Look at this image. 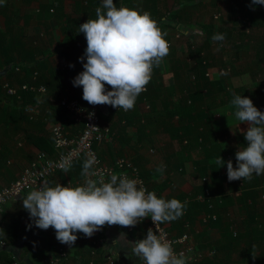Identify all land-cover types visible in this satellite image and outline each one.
Masks as SVG:
<instances>
[{"label": "crops", "instance_id": "0c3cea01", "mask_svg": "<svg viewBox=\"0 0 264 264\" xmlns=\"http://www.w3.org/2000/svg\"><path fill=\"white\" fill-rule=\"evenodd\" d=\"M12 1L10 6L16 10V14L8 12V18L11 19V32L23 37L26 48H31L36 52L40 48L43 50V52L39 50L36 56L44 61L42 72L45 81L49 79V82H46L49 86L47 94L39 97L42 105L39 110L45 108L44 115L51 121L60 122L70 134L78 133L82 130L81 124L74 122L67 113L60 116L59 113L64 110L59 106V99L64 96H75L76 86L72 83L74 77L70 73V65L81 62L79 58L84 55L87 46L84 34L77 33L79 25L91 17V11L86 7L87 1ZM148 2L150 0H126L123 4L142 12L147 11L151 16L154 12L162 20H166V16H170L169 13L174 8L177 9L187 4L193 17V27L188 36H192L200 44H203L201 40L208 38L201 27L202 24L214 23V31L218 33L219 29L222 30V19L220 18L234 22V15L230 12L231 0H155L158 7L157 12L156 9H152L153 6L148 7L150 4ZM99 5L102 6V0H99ZM53 6L55 10H50L51 12L48 13V8ZM261 7V5L255 6L254 12L260 13ZM153 19L155 20V17ZM5 21V17L0 15V28L3 31L6 29ZM44 24L49 26L58 42L57 49L55 48L56 50L52 52L50 41L44 34ZM247 24L248 26L244 25L245 35L250 37L247 29L251 28V23ZM63 28H66L68 33L75 38L69 46L62 44L66 37ZM254 28L259 33L264 32V24L254 25ZM178 36L181 34L175 35L176 38H180ZM255 45H251L252 50L256 49ZM210 47L212 48V45ZM211 51L217 52V49L212 48ZM188 55L186 52L185 58L191 66L193 60ZM215 66V72H218L217 78L212 72V65L208 70L213 80L222 79L226 86L230 79L234 80V76L229 78L224 76L228 71ZM184 69L174 68L170 59L165 57L162 63L153 70L151 80L154 85L151 92L145 96L140 94L133 109L124 111L109 105V112L104 115H110L111 119L103 123L111 127L114 137L96 144L95 147L103 160L108 163H113L120 156L131 158L140 168L141 174L146 177L150 190L165 199L181 200L180 198L184 196L190 200L188 202L184 199V202H195V196L205 195L209 189L211 198L201 202L207 204L208 209L206 206L198 212L195 222L189 229L192 244L199 250H207L208 245L222 240V234L228 228L232 231V227H235L239 234H242L250 231L252 227H264V175L254 174L251 181L230 182L227 179V164L217 168L214 161L219 155L225 161L231 159L233 166H236L235 153L239 147L246 144L243 130H246L248 125L237 121L234 115L235 109L230 102H225L227 99L222 93H213L199 98L193 102V110H191V100H187L189 91L183 90L185 87L183 83L187 80ZM254 70V72L256 70L264 72L259 65L255 66ZM52 71L53 75H55L54 71L60 72V75L54 78ZM188 77L194 78L192 72ZM260 85L264 88V80ZM227 88L228 90L235 89L230 88L229 85ZM146 91L148 92L149 89ZM249 98L255 105L257 100L250 96ZM262 106L261 110L264 111V104ZM121 113L128 114L129 122L125 120L122 123L119 122ZM203 113L206 114L204 120L201 119ZM71 120L73 124L64 126ZM46 124L44 132L50 139H53L50 131L51 123L46 122ZM38 126L40 127V124H37ZM191 127L195 133L201 135L198 140L195 135H192ZM28 134L40 135L41 132L34 125L21 131L0 128V188L14 181L38 152L42 151L29 141ZM182 137H185L183 141L178 139ZM51 142L53 145L52 140ZM160 165L165 168L163 173L157 172ZM70 171H72L71 176ZM77 173L74 168H71L67 173H59L58 176L46 182L52 185L64 184L68 180L77 179L83 182L84 176L78 178ZM26 194L27 192L17 196L0 209V264H11L14 259H17L19 264H49L50 259L55 258L58 251L57 247L60 242L56 239L54 229L50 227L42 230L35 227L28 211L23 208L21 197ZM211 212L218 214L220 223L204 222L205 215ZM165 223L171 232L182 234L180 233V220ZM6 228L11 232L9 238L12 237L14 240L2 239ZM122 232L125 233L120 230H109L107 246L109 249L120 251L125 256L127 254L126 258L129 260L130 255L127 252L130 246L122 237L119 238ZM76 235L78 238L69 247V256L65 264H82V257L87 256L80 248L81 244H85L87 237L83 233ZM246 241L250 242V238ZM83 247L85 249L84 245ZM247 248L248 245L244 238L240 245L231 248L229 253L220 252L218 262L242 264V256ZM97 261L99 264H105L100 256L97 257ZM200 262L202 263L203 260Z\"/></svg>", "mask_w": 264, "mask_h": 264}, {"label": "clouds", "instance_id": "9594fccd", "mask_svg": "<svg viewBox=\"0 0 264 264\" xmlns=\"http://www.w3.org/2000/svg\"><path fill=\"white\" fill-rule=\"evenodd\" d=\"M253 5H264V0H251ZM87 42L84 55L79 59L83 70L73 79L82 87V98L88 104L110 105L128 111L134 108L138 96L146 91L155 67L169 54L166 33L158 27L147 11L117 7L114 0H102L95 9V18H88L78 27ZM213 41H223L224 34L216 33ZM86 58V62H85ZM74 65H70L73 67ZM110 86V90L106 88ZM230 105L240 123H247L243 130L246 144L235 153L236 166L222 156L215 158L217 168L227 164V179L251 181L253 175H264V111L242 94L232 93ZM239 123V124H240ZM94 159H86L81 175L82 184L54 185L44 182L21 197L35 227L54 229L56 239L69 246L77 240L76 233L91 237L105 225L134 227L150 217L157 226L180 218L186 202L176 198L165 199L154 191L138 187L135 179L118 174L107 182L91 179ZM70 165L67 163L64 172ZM163 165L157 172L163 173ZM31 227V225H29ZM129 242L132 252L143 264H187L188 257L177 254L171 243L149 228L144 238ZM253 257H255L253 255Z\"/></svg>", "mask_w": 264, "mask_h": 264}, {"label": "trees", "instance_id": "16d2710c", "mask_svg": "<svg viewBox=\"0 0 264 264\" xmlns=\"http://www.w3.org/2000/svg\"><path fill=\"white\" fill-rule=\"evenodd\" d=\"M87 2V8L91 11V17L95 18V9L97 7H100L99 0H86ZM126 0H114V3L117 7L121 6ZM232 1V13L234 17H238L237 13H241L242 15L240 18H243L244 24L248 26V22L251 23V26L254 25H262L264 24V5H261V12L255 13L254 8L257 5H253L251 0H231ZM12 0H0V15L5 17V31H3L0 28V70L5 68L8 65H12L11 69L7 73L6 76L0 77V128H6V129H16V130H23L26 127H32L33 125L39 129L41 132L40 135L37 134H28L29 141H31L33 144L38 146L41 150L48 151L49 153H55V148H53L52 142L53 139H50L45 134V117L40 116L38 119H31L28 114L25 113L24 108L27 104H34L36 106L41 107V102L39 100V97L43 95H39L37 93H34L32 91H19L17 95H9L6 90L3 87L4 82L9 83L13 86H20L23 83H32L33 77L35 72H38V80L37 83H44L47 87L49 85L46 84V82H49V79L45 81L42 67H43V60H40L37 58L36 54H39L40 52H43V50L40 48L38 52L34 51L33 49L26 48L24 39L22 36L15 35L11 32L10 29V23L11 19H9V13L16 14V10H13L10 5H12ZM148 3H150L148 5ZM146 5L153 6L156 9L157 12V3L155 0H150ZM189 7V6H188ZM187 7V4L182 5L180 8H174L170 16H166V20H162V18L158 17V14H155L153 12L152 19L155 17V21L157 22L158 27L162 30V32L166 33V40L169 43V54L166 56L170 59L172 66L174 68L184 69L186 71L187 80H185V83H183V90L187 89L189 91L187 100H191V110H193V102L199 100V98H203L204 96L211 95L213 93L219 94L222 93L225 95V98L227 99L225 102H230L232 99V93L236 94H242L243 96L252 97L255 96L259 91H261L260 86H258L254 90H247L245 87H237L233 90H228V86L225 85L222 79H215L213 80L209 75V68L211 67V63H209V51L208 48L210 45H212V37L214 34H216L214 23H207L202 24L201 27L204 29V31L207 34L208 38H205L203 41V44H200L199 41L192 38V36H188L189 31L192 29V14L189 11V8ZM55 10V6H53ZM51 8H48V13H50ZM237 15V16H236ZM236 19V18H235ZM239 20L236 19L234 22H238ZM64 34H66V37L63 41V45L69 46L71 44V41L74 42L75 38L68 33L66 28L62 29ZM218 30V33L224 34L225 38L228 36V31L226 30ZM230 31V29H229ZM44 34L47 36L48 40L50 41V50L51 52L56 50L58 42L55 40L53 33L51 32L49 26L47 24H44ZM177 33H180L181 36H178L180 38H176L175 35ZM246 32L244 33V35ZM222 41H215V45H221ZM198 43V44H197ZM197 44V45H195ZM73 45V44H72ZM56 48V49H55ZM255 56L257 61L264 62V44H256L255 45ZM186 52L189 54V58L193 60L190 63L186 60L185 54ZM76 60V59H75ZM86 62V61H85ZM83 70V63L77 62L74 64V67H71L70 73L73 77H75L79 72ZM190 72H192L194 78H189ZM55 75H52L54 78L58 77L60 75V72L54 71ZM154 85V82L150 80L148 83L147 89L149 91L142 92L141 95H149V93L152 90V87ZM106 88L109 90V86L106 85ZM204 90H206L204 92ZM83 90L82 87H76L75 88V97L79 99L83 104L87 103L82 98ZM224 102V100H223ZM263 104L260 102H256L255 106L261 110ZM45 109V108H44ZM41 110L42 114H45V110ZM57 110V109H54ZM123 111V110H122ZM262 111V110H261ZM60 116H63L66 114L65 110L61 111ZM206 114L203 113L201 115V119L204 120ZM102 120H110V115H101ZM129 122L128 114L127 113H121V116L119 118V122L122 123V121ZM191 120V119H190ZM72 121V120H71ZM68 121L65 125L62 122L64 126H69L70 124H73L74 122ZM54 123H60L57 122V120H53ZM192 122V120H191ZM37 124H40V127H37ZM83 127V125L81 124ZM193 127V126H192ZM191 127L192 135H195L197 140L201 137L199 133H195L194 129ZM179 129V128H178ZM181 130V129H179ZM47 137V138H46ZM53 138V137H52ZM185 137L178 138L179 140L183 141ZM190 141V139L188 140ZM84 160H78L75 161L70 169L74 168L77 173L78 178H82L81 175L82 172V166H83ZM78 170V171H77ZM63 173V172H62ZM70 176L72 175V171L69 172ZM61 174V173H60ZM143 176V175H142ZM145 179L146 177L143 176ZM147 182V179H146ZM182 201H184V196L180 198ZM246 205V202L244 203ZM208 209V205L201 202H190L186 203V208L184 209L183 215L176 219L180 220V226H181V232L184 233L186 229H184L183 224L184 220H189L190 224L193 225V223L196 220V215L198 212H200L201 209L206 208ZM187 213V215H186ZM218 220V221H217ZM220 218L216 220H211L208 224L213 223V221H216L215 224L220 223ZM165 223V222H164ZM167 224V223H165ZM167 227V226H166ZM228 227L230 225L228 224ZM113 228L118 229V227L112 226L109 230H112ZM108 230V231H109ZM227 232V233H226ZM224 234H222V240L218 241V243L213 245H208L209 248H215L217 249V253L214 256L206 257L203 259V262H199V264H221V261L219 260L220 252L229 253L231 248L235 246H239L240 242L245 238L246 245H248V248L246 249L244 255L242 256L243 263L242 264H264V227L263 228H256L252 227L250 228V231L244 232L242 234H238L234 236L233 232L229 230H226ZM11 232L9 230H5L2 239H11L14 240V238H9ZM77 234V233H76ZM250 238V242L246 241ZM253 243V244H252ZM85 246V249L83 247ZM81 244L80 248L84 251V253L87 255L86 257H82V264H89L91 257L90 254L86 252V242L85 244ZM219 249V251H218ZM102 251V250H100ZM82 253V252H81ZM80 254V253H79ZM100 258L104 256L103 253H100ZM253 255L255 257H253ZM80 256V255H79ZM201 261V260H200ZM12 262V261H11Z\"/></svg>", "mask_w": 264, "mask_h": 264}, {"label": "built area", "instance_id": "2783aa9c", "mask_svg": "<svg viewBox=\"0 0 264 264\" xmlns=\"http://www.w3.org/2000/svg\"><path fill=\"white\" fill-rule=\"evenodd\" d=\"M51 11H54V8H51ZM37 80L38 72H35L32 83H23L20 86H13L4 82L3 87L9 95H17L19 91H32L39 95H46L48 92L47 86L42 83H37ZM59 106L61 109L65 110L74 122L83 125L82 130L78 133L70 134L60 123H54L44 115L45 121L51 123L50 131L53 137L55 153H49L43 150L39 151L32 162L14 181L0 188V209L17 196L39 187L47 180L64 172L63 169L66 163L71 167L75 161H85L89 158L95 161L91 169L93 173L90 177L91 179L97 182H107L111 175L118 174L137 180L138 187L142 186L146 190L151 191L146 179L141 174L140 168L131 158L120 156L113 163H108L103 160L95 147L96 144H100L114 137V132L111 127L105 125L101 117L102 114H107L109 112V105L93 106L88 103L83 104L75 96H64L59 99ZM24 111L34 120L41 116L38 106L34 104L25 105ZM83 178L85 181V177ZM84 181L82 182L80 179L74 181L68 180L62 185L71 184L72 186H76L84 183ZM207 198H211L209 189H207L205 195H197L194 197L198 202H204ZM186 200L188 202L190 201L189 199ZM179 201L184 202L182 200ZM217 218L218 214L214 212L207 213L204 217V222L209 223L211 220H216ZM116 226L118 229L113 228L112 230L124 231L127 235L126 237H130L129 241L132 242L144 238L147 230L152 228L158 236L171 243L177 254L183 253L188 257L187 264H198L200 260L214 256L217 253V249L215 248L199 250L192 244L190 241L191 235L189 229L191 224L189 220L184 221L186 231L182 234L171 232L164 223L156 226L150 217L145 218L134 227H122V229H120L119 225H114V227ZM111 227L112 226L105 225L102 230L86 238V252L89 253L91 257L89 264H99L97 257L101 255L100 253L104 254L102 259L105 261V264H117L118 254L122 255V253L113 248L109 249L107 246L108 230ZM232 232L234 236L238 234V230H236L235 227H232ZM69 247L70 246L67 244L60 243L57 247L58 251L55 254V258L50 259L49 264H65L69 256ZM127 253L129 255L131 254V252ZM11 264H19V262L17 259H14ZM138 264H143L140 258Z\"/></svg>", "mask_w": 264, "mask_h": 264}, {"label": "rangeland", "instance_id": "374dc122", "mask_svg": "<svg viewBox=\"0 0 264 264\" xmlns=\"http://www.w3.org/2000/svg\"><path fill=\"white\" fill-rule=\"evenodd\" d=\"M230 12L232 13V10ZM237 15L241 16L242 14L237 13ZM235 18L239 21L232 23L230 19L225 20L223 17L220 18L222 19V29L224 28V30L228 31L229 34L227 38L221 42L223 43L222 46L215 45V41L211 42L212 48H216L217 52L211 51L212 48L209 46L208 51L210 53L208 59L209 63H211L210 65H212V72L216 78L218 77V72H215L216 69L214 68V65H216L215 67L228 71L224 74L226 78L234 76V80L230 79L228 81L229 84L226 83L227 86L229 85L230 88L245 87L250 91L260 86L259 84H261L264 80V72L259 70L254 72V67L258 65L264 70V62L257 61L255 57V50H252L251 47V45L257 43L264 44V32L259 33L254 26H251V28L247 29V32H250V37L248 35H244L246 27L244 26L245 24L243 18L234 17V21H236ZM200 42H203V40ZM260 89L261 91L252 97L258 102L261 101L263 102L262 104H264L263 86H261ZM40 114L41 116H44V114L41 113V110Z\"/></svg>", "mask_w": 264, "mask_h": 264}, {"label": "water", "instance_id": "95a60500", "mask_svg": "<svg viewBox=\"0 0 264 264\" xmlns=\"http://www.w3.org/2000/svg\"><path fill=\"white\" fill-rule=\"evenodd\" d=\"M11 67H12V65H8L5 68H3L2 70H0V77L6 76L7 73L9 72V70L11 69ZM119 227H120V229H122L121 226H119ZM126 239L129 241L130 237H126ZM126 256H127V254H126ZM126 256L124 254H122V255L118 254L117 264H133V259H132L133 254L132 253L130 254L129 260H127Z\"/></svg>", "mask_w": 264, "mask_h": 264}, {"label": "flooded vegetation", "instance_id": "af4514ba", "mask_svg": "<svg viewBox=\"0 0 264 264\" xmlns=\"http://www.w3.org/2000/svg\"><path fill=\"white\" fill-rule=\"evenodd\" d=\"M128 251L133 253L131 248ZM132 259H133V264H138L139 263V258L137 256L133 255Z\"/></svg>", "mask_w": 264, "mask_h": 264}]
</instances>
